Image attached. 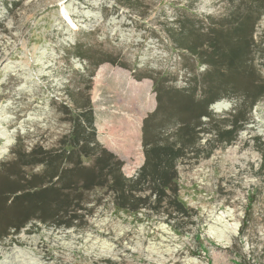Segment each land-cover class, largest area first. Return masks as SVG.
Segmentation results:
<instances>
[{
  "label": "rangeland",
  "instance_id": "obj_1",
  "mask_svg": "<svg viewBox=\"0 0 264 264\" xmlns=\"http://www.w3.org/2000/svg\"><path fill=\"white\" fill-rule=\"evenodd\" d=\"M247 6L0 0V181L19 156L61 152L73 113L85 110L92 111L97 142L124 162L126 177L136 176L145 160V120L165 132L172 122L162 124L157 109L196 90L198 99L211 75L174 39L204 42L212 28L234 26ZM253 38V63L264 80V14ZM234 103L221 98L208 110L215 120L228 119ZM243 116L247 123L231 144L201 134L179 163V197L193 211L190 222L173 227L150 211H124L97 190L87 206L92 213L74 227L32 220L0 239V264H264V97Z\"/></svg>",
  "mask_w": 264,
  "mask_h": 264
},
{
  "label": "trees",
  "instance_id": "obj_2",
  "mask_svg": "<svg viewBox=\"0 0 264 264\" xmlns=\"http://www.w3.org/2000/svg\"><path fill=\"white\" fill-rule=\"evenodd\" d=\"M243 2L248 6L234 26L214 27L204 42L195 38L192 45L179 36L174 39L207 65L211 75L198 99L196 90L193 97L167 98L166 107L157 109L162 124L172 122L165 132H156L152 118L145 120V160L136 176L126 177L124 162L97 142L92 111L73 113L72 130L61 152L34 149L27 156H19L9 176L1 178L0 239L10 236L11 231L17 234L32 220L74 227L86 213H92L93 208L87 206L97 190H106L105 195L124 211H150L165 216L173 227L180 220L190 222L193 211L179 197V163L195 151L201 134L231 144L233 134L247 123L244 112L250 113L264 97V80L252 58L254 29L264 14V0ZM221 98L235 99V107L228 119L215 120L217 116L208 109ZM85 158L94 160L93 165L86 166ZM31 167L42 170L24 171Z\"/></svg>",
  "mask_w": 264,
  "mask_h": 264
}]
</instances>
